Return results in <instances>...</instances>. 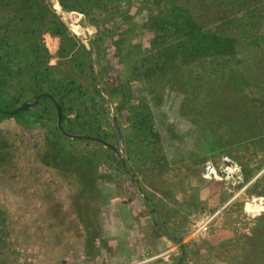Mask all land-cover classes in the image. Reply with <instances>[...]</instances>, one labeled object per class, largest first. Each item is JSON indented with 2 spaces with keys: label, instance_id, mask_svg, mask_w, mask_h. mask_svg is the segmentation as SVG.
Here are the masks:
<instances>
[{
  "label": "rangeland",
  "instance_id": "obj_1",
  "mask_svg": "<svg viewBox=\"0 0 264 264\" xmlns=\"http://www.w3.org/2000/svg\"><path fill=\"white\" fill-rule=\"evenodd\" d=\"M43 1L48 12L40 27L35 23L36 39L7 22L14 49L40 41L54 71L84 86L92 111L106 110L116 128L114 155L121 163L79 137L62 143V163L51 127L1 116L0 264H138L146 258L154 264H264V0H175L228 45L220 58L161 57L158 70L152 62L159 45L147 20L169 13L168 0H70L72 8ZM9 11L0 10L2 21L16 15ZM53 17L85 61L59 52ZM175 41L169 34L163 43ZM19 54L26 64L31 54ZM28 75L24 67L8 81L7 94ZM119 80L130 96L115 84ZM148 109L161 146L135 124V112ZM81 149L109 156L108 164L89 162ZM225 161L239 166L240 178L203 176L207 164L219 168ZM251 196L263 206L249 209ZM230 198L203 233L191 234L194 217ZM160 226L181 236L171 251L167 239L153 235ZM138 249L157 252L136 258Z\"/></svg>",
  "mask_w": 264,
  "mask_h": 264
},
{
  "label": "trees",
  "instance_id": "obj_2",
  "mask_svg": "<svg viewBox=\"0 0 264 264\" xmlns=\"http://www.w3.org/2000/svg\"><path fill=\"white\" fill-rule=\"evenodd\" d=\"M60 1L62 6L66 8H72L76 5L72 2L73 0ZM0 3H2L0 10L3 11L4 8L9 7L10 11L8 13L13 10L16 14L9 15L7 21H2V17H0V109L3 110H0V117L9 115L14 116L28 126L39 123V125L51 127L52 133L50 136H53L52 144L55 148V154L62 163L66 161V148L61 147L62 143L68 138L76 139L77 137L100 144L106 150L105 152L111 153L113 160L120 162L118 156L114 155L118 147L116 128L110 122L106 110L92 111L94 104L89 102V98H92V96L89 95L84 86L75 78L54 71L47 61V49L40 41H34V44L27 43L21 49H14L7 22L10 21L11 24L17 25L21 32L35 38V31H37L35 23L40 27L46 21L48 12L46 3L43 0H14L12 3L11 0H0ZM94 5L98 6L99 2H95ZM168 11L167 14L165 11L157 18L147 20L148 27L155 29V35L151 40L161 47L159 49L158 46L156 49V52L160 53L159 59L152 62L157 70L162 65L159 61L161 57L166 60L179 55H211L214 58H220L219 56L223 54L226 45H228L224 44L221 35L214 33V31L209 32L207 27L200 26L189 13L188 7L179 4L175 0H168ZM49 26H52V32L60 35L59 52L61 54H69L78 64L85 61L84 52L74 48L75 41L68 35L62 22L53 17L49 20ZM169 34L175 36L176 41L174 44L171 42L163 43L166 35ZM169 45H171L169 49H163V47ZM23 50L31 54L24 65L20 64L19 61V53ZM167 50H171L168 55L165 54ZM84 51L87 53L86 50ZM24 67L29 72L28 78L25 80L18 78V91L7 94L6 84L8 81L15 79ZM122 82L123 80H119L115 84L121 86L123 93L127 94L123 95L128 97L132 92L130 90L126 91L128 85L122 84ZM41 93L46 94L41 95L36 103L23 105L15 112L10 111L18 107V103L23 104L33 101ZM120 105L117 104L116 106L120 109L122 107ZM39 107L42 109H39ZM56 107L59 109L61 126L57 124ZM135 114V124L143 129L144 134H146V131L152 134L154 139L157 140V144L160 145L161 134L160 130L155 128L156 124L154 123L152 111L150 109L141 110L135 112ZM55 145L60 147L56 148ZM80 152H83L82 155L89 162L93 161L97 164L99 160L101 164L103 161L107 163L108 158H110L105 156L101 159L93 149H81ZM67 153L69 160H72L74 158L73 154L69 156L72 152L67 151Z\"/></svg>",
  "mask_w": 264,
  "mask_h": 264
},
{
  "label": "built area",
  "instance_id": "obj_3",
  "mask_svg": "<svg viewBox=\"0 0 264 264\" xmlns=\"http://www.w3.org/2000/svg\"><path fill=\"white\" fill-rule=\"evenodd\" d=\"M203 176L211 179H224L228 180L235 176L236 178H240V171L239 166L236 163L225 161L223 164L218 168L211 164L208 170L203 172ZM231 198L228 199L225 203L221 206L210 212L209 214L205 215H198L192 219L191 223V234L192 235H199L205 231L209 223L223 211L224 207L230 202ZM247 206L251 210H257L263 206V202L260 197L251 196L247 199L246 202Z\"/></svg>",
  "mask_w": 264,
  "mask_h": 264
},
{
  "label": "crops",
  "instance_id": "obj_4",
  "mask_svg": "<svg viewBox=\"0 0 264 264\" xmlns=\"http://www.w3.org/2000/svg\"><path fill=\"white\" fill-rule=\"evenodd\" d=\"M208 192H212V190H211V188L209 187L208 189ZM207 194V193H206ZM163 225H164V222H163ZM157 227L159 228V226L157 225ZM161 227V226H160ZM162 228V227H161ZM161 232V233H160ZM160 232H158V233H160V234H155V233H153V235L154 236H156V237H158V235H160V240H162V239H167V241L169 242V243H167V245L169 246V249L168 250H172L173 249V242H177L178 240H179V238L181 237L180 235H176L175 233H173V232H171V231H168V230H164V226H163V228L160 230ZM159 238V237H158ZM172 242V243H171ZM171 244V245H170ZM157 249L158 250H161V247L158 245V247H157ZM138 251H139V253L138 254H136L135 255V257L136 258H138V257H140V256H143V255H148L147 253H150V254H156L155 252H157V250H154V251H146V250H143V252H141L140 253V251H141V249H138ZM134 252H135V250H134ZM126 257V256H125ZM142 258V257H141ZM152 260L150 261V262H146V261H148V260H150V259H148V258H146V259H143V260H140L139 261V263L138 264H154L155 262H156V260H153L154 258H151ZM156 259V258H155ZM135 261V260H134Z\"/></svg>",
  "mask_w": 264,
  "mask_h": 264
},
{
  "label": "water",
  "instance_id": "obj_5",
  "mask_svg": "<svg viewBox=\"0 0 264 264\" xmlns=\"http://www.w3.org/2000/svg\"><path fill=\"white\" fill-rule=\"evenodd\" d=\"M66 21L69 22L68 19H66ZM33 103H34V102H33ZM18 108H19V107H18ZM18 108H17V109H18ZM17 109L13 110L12 112L16 111ZM57 114H58V120H59V109H58V107H57ZM210 166H211V164H207V165L205 166V170H208V169L210 168Z\"/></svg>",
  "mask_w": 264,
  "mask_h": 264
}]
</instances>
